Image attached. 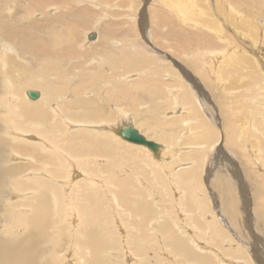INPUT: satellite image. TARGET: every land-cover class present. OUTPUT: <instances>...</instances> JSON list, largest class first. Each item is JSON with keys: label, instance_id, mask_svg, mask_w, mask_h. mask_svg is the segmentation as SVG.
I'll list each match as a JSON object with an SVG mask.
<instances>
[{"label": "bare ground", "instance_id": "1", "mask_svg": "<svg viewBox=\"0 0 264 264\" xmlns=\"http://www.w3.org/2000/svg\"><path fill=\"white\" fill-rule=\"evenodd\" d=\"M28 1L29 4L23 1L27 4L24 5L26 7H23V12L28 13L32 7L37 15L41 14L45 18L41 22L34 21L24 29L19 25L24 19V14L21 15L16 10L19 4H12L13 0H0V69L5 71L3 73L0 70L3 74L0 75V264H264V231L259 227L262 223L259 211H264V192L258 189L257 191L263 193L255 194L256 191L254 198L250 196L254 199L253 204H259L256 209L251 208L246 198L249 193L248 185L238 179V166L228 165L229 156L220 145L218 126L220 121L214 116L211 110L214 109L213 104L200 86L203 79L197 82L194 78L198 68L192 74L184 64V60H190L191 57L199 64L202 72L205 70L203 74L206 77L210 75L209 78L212 79L216 76L220 83V64H216L220 63V57L226 61L227 56L237 51L235 49L226 52V46L221 47L223 48L221 52L219 40L215 39L219 45L214 44L215 41L213 42L211 37L213 32L210 31L212 35L208 33L211 29L197 32L188 29L192 27L191 20L197 22L193 23L194 25L209 23L208 11L202 7L198 8L196 0H61V3L60 0H51L52 2L34 0L35 4L32 0ZM82 1H85V4ZM79 3L83 6H79ZM246 5L247 8L250 7L249 2H246ZM64 7L66 10H62ZM52 9L56 10L53 14ZM194 14L206 15L200 19ZM10 19L13 23L8 22ZM128 23L133 28L128 26ZM210 24L217 30L221 29L214 21ZM62 26L67 28L64 32L61 31L62 35L59 36L58 27ZM135 28L143 32L141 36ZM167 29L171 40L176 41L180 47L187 42L193 45L189 48L191 52L186 53V49L182 52L183 60L177 58L179 55H173L170 50H166L163 43L166 40L162 33H166ZM158 35H162L161 39L158 38L159 42ZM222 35L218 36L220 40ZM98 43L101 44L99 52L102 53L97 60L96 56L87 58L86 63L87 59L84 57L90 56L92 46ZM62 44L65 46H58ZM112 50H115L118 56H115ZM146 50L153 53L155 58L146 55L144 52ZM245 56L238 55V63H242L248 55ZM35 58L40 60L39 62L46 60L47 64L44 63L45 66L40 67L41 63L37 67L38 64L34 63L36 60H33ZM59 58L63 62L59 63ZM153 59L171 63L186 78L187 84L183 80L184 86L187 85L189 88L185 90L187 93L184 97L185 102L177 100L178 92L174 93L181 88H167L165 93H162V98L155 97L158 101L156 103H159L155 105L159 108L162 107L160 104L162 99L165 103L169 101L168 109L161 108L165 112L164 118L158 115L160 109L156 111L157 119L153 118L156 121L147 120V117L143 119L144 123L147 120L150 128L153 126L155 134L161 136L157 139H152V135L141 130L138 121L127 115L128 110L126 112L125 108H129L128 105L124 107L129 101H143L142 95L135 94L136 88L144 89L141 85L144 79L140 83L137 80L142 79L143 75L156 74L157 66L150 64ZM28 60L32 62L30 66L24 64L29 62ZM95 63L100 65L94 70ZM240 66L243 68V64ZM131 74L136 76L130 77ZM88 77L94 79V83L91 79L90 84ZM252 77L254 80L256 76ZM211 79L209 81H212ZM262 79L264 80L263 77ZM91 85L97 88L92 89ZM28 90H36L38 97L30 98L27 95ZM127 99L128 102H122ZM150 99L154 101L151 95ZM188 103L193 105L194 111L192 108V111L185 110L190 107H185ZM104 104L110 107L111 116L104 113L103 110L107 109H104ZM136 105L138 108L139 105ZM206 107H209L208 110L211 112L207 111ZM131 114L133 115L132 112ZM204 114L208 116L209 122L204 119ZM10 115L12 121L8 122ZM15 117L19 119H14ZM127 124L140 129L139 132L147 139L157 142V153L144 144L124 140L117 133V129ZM232 124L233 122L228 126L234 129ZM228 126L221 128L225 130ZM236 133L248 137L246 129ZM182 139V144L191 139H201L185 144L187 149L184 150L187 155L184 153L182 159L186 162L177 161L181 157L178 158L180 150L183 149L178 141ZM228 141L230 142L229 139ZM136 151L137 154L138 152H142L143 156L145 154L144 159H141ZM257 152H251L249 155L257 153L258 156L260 152ZM263 153L256 161L264 169V158L261 157L264 156ZM119 156L134 160L133 167L128 170H126L128 167H123L121 172L117 170L115 174L110 175L96 168L99 167L98 163L109 162L110 159L109 163H118ZM214 165H221L223 169L218 173L222 180V182L219 180L221 182L219 199L215 192L219 191L216 188L218 176L214 177L212 183V174H215L216 168ZM156 169L162 173L163 176L160 175L162 178L158 176ZM203 169H206L205 179L212 183L211 187L215 184V190L209 187L217 213L215 217L212 215L214 211L206 210L207 205L205 207L202 204ZM253 170L256 172L257 167ZM155 171L158 174H155ZM259 171L254 175L261 178L264 170ZM112 175L116 184L110 187L109 178ZM141 175H147L146 178L153 182L157 177L159 178L156 181L164 180L157 185L162 190L164 187L171 189L167 199L170 201L169 205L164 201L161 206L157 193L149 192L153 189L150 188L151 185L143 188L147 190V196L153 199L156 208L152 202L147 201L146 195L141 194L144 181ZM223 182L225 186H222ZM261 182L257 181L262 187ZM57 185L63 188L64 192L69 190L63 197L65 212H62L63 207L60 203L62 197L54 191ZM71 190L72 197L68 195ZM100 190L104 196L108 190L113 191L111 195L113 200L117 201V205L121 202L134 208V213L124 212V216L114 220L117 228L123 229L119 254L111 248L114 242L113 234L103 232L95 219L86 217L87 215L94 217V211L83 205L79 208L75 202L83 195L98 199ZM184 194L187 196L186 200ZM206 197L205 202L208 201ZM261 214L264 217V213ZM127 219L131 220L129 225L123 222ZM64 220L68 221L69 225L65 224ZM218 220L235 238L220 227L223 224L218 223ZM55 222H59V226H54ZM230 237L236 240L235 249H231L233 247H228L230 249L227 250L219 249L210 242L211 239L215 241L220 238V246L221 241H227L233 246L234 240ZM61 239L64 241L61 242ZM109 248L112 250L107 254ZM120 257L121 262H117Z\"/></svg>", "mask_w": 264, "mask_h": 264}, {"label": "rangeland", "instance_id": "2", "mask_svg": "<svg viewBox=\"0 0 264 264\" xmlns=\"http://www.w3.org/2000/svg\"><path fill=\"white\" fill-rule=\"evenodd\" d=\"M14 2L12 3V4H15V3H18L19 4V6L16 8V10H18L19 12H20V14L22 15V14H24V19L22 20V21H20V23H19V25H20V27H22V28H24V29H26V28H28L29 26H30V24L31 23H33L34 21H36V22H41L42 20H44V16H41V14H39V15H37V13H35L34 12V10H32V7L30 8V10H29V12L28 13H26V12H23V9L27 6V4H29L30 2L28 1V0H25V2L27 3H25V2H23L22 0V2L20 1V0H13ZM19 1V2H18ZM45 1H47V2H52V1H54V0H45ZM74 1H76V0H74ZM199 1V2H198ZM209 1V2H208ZM215 1L216 0H196V3L197 4H199L197 7L199 8H203L205 11H208V13H209V16H208V18H209V23H206V24H200V23H198V25H194L193 23H197L196 21H194V20H191L192 22H191V25L190 26H192V27H188V29L191 31V30H193L192 32H197V31H203V30H209V29H211V30H209V32L208 33H210V31H212L213 32V35H212V32L210 33L212 36V39H213V42L215 41V43L214 44H216V45H219L220 44V51L221 52H223L221 49H223V48H225L226 46V52H228V51H231V50H237V51H235L234 53H233V55H230V56H227L226 58H225V60L227 61H224V59H222V57H220V63L218 62L216 65H219L220 64V83H219V80H217L218 78L216 77V76H214V78L212 77V79L211 78H209V77H211L210 75H208L207 77H206V75L205 74H203V72L205 71H201L200 70V68H199V64H197L196 63V61L195 60H193L191 57H190V60H184V64H185V68H187L188 69V71L189 72H191L192 74H194V72H196L195 70L197 69V73H195V79H197L196 81L197 82H199V80L201 81V79H203L201 82H200V86H202V88L204 89V91H205V95L207 96L208 95V99H210V101H211V103L213 104H211L213 107L212 108H214V109H211L213 112H214V116L215 117H217L218 119L217 120H219L220 122H218V126H220V138H219V142H220V145L222 146V147H224L223 148V151H225L227 154H228V156H229V159H228V165H230V166H232V165H234V166H238L237 168V177H238V179L239 180H241L242 181V183L244 182V183H246V185H248L247 187H248V192L249 193H247V195H246V198H247V203H249L248 205H250L251 206V208H255L256 209V207L257 206H259V204L258 205H255V203L253 204V202H254V199H252L251 197H253L254 198V195L255 194H259V193H263L264 192V190H263V188H264V177H262V176H264V174H262V173H258L259 175H261V178L260 177H255V173H257V171H259V169H260V171L259 172H261V170H264L262 167H260L261 165L256 161V158H258L260 155H261V153L262 152H264V151H260V150H263L264 149V147H262V146H264V116H260V115H264V80L262 79V77L264 78V15H263V11H264V0H256V2H255V0L253 1V0H218L217 1V3H215ZM21 2V3H20ZM62 1L60 0V3H61ZM202 2V3H201ZM219 2V3H218ZM246 2H249V4H250V7L248 6V8H247V5H246ZM252 2V3H251ZM253 2H255V3H253ZM32 3H34L35 4V2H34V0H32ZM59 3V4H60ZM72 3V2H71ZM82 3L83 4H85V1H82ZM214 3V4H213ZM239 3V4H238ZM244 3V4H243ZM11 4V5H12ZM62 4H64V3H62ZM73 4H74V2H73ZM202 4H204V5H202ZM209 4V5H208ZM215 4H217V6L215 5ZM262 4V5H261ZM23 5V6H22ZM24 5H26V6H24ZM75 5V4H74ZM79 6L81 5V3H79L78 4ZM81 6H83V5H81ZM220 6V7H219ZM24 7V8H23ZM209 9H208V8ZM259 7V8H258ZM35 8V7H34ZM206 8V9H205ZM237 8H238V10H237ZM259 9V10H258ZM261 9V10H260ZM62 10H66L65 9V7H64V9H62ZM232 10H236L235 12H232ZM52 11V13L51 14H53L56 10H54V9H52L51 10ZM213 11V12H212ZM231 11V12H230ZM255 11V12H254ZM260 11V12H259ZM253 12H254V14H253ZM260 13V14H259ZM19 14V13H18ZM195 15V14H194ZM198 15V14H197ZM197 15H195V16H197ZM206 15V14H205ZM205 15H198L199 16V18L201 19L202 17H204ZM210 16H211V18H210ZM249 16H250V18H249ZM175 17V16H174ZM257 17V18H256ZM262 17V18H261ZM242 18V19H241ZM249 18V19H248ZM223 19H225V20H223ZM253 19H255V21L253 20ZM108 20H106V22H107ZM215 22L218 26H220L219 27V29L220 30H217V29H215L213 26H211V24H210V22L212 23V22ZM8 22L9 23H13V20H8ZM239 22V23H238ZM255 22H258V23H256L255 24ZM237 23L239 24V25H237ZM240 23H242V24H240ZM251 23V24H250ZM129 24V23H128ZM128 24H125V26H127ZM209 24V25H208ZM188 25V24H187ZM200 25V26H199ZM201 25H203L202 27H201ZM205 25H207V26H205ZM247 25V26H246ZM128 26H130L131 28H133V26H131L130 24L128 25ZM199 26V27H198ZM236 26V27H235ZM242 26V27H241ZM261 26V27H260ZM63 27V26H62ZM58 27V31H59V36H61L62 35V32L61 31H63L64 32V30H65V28H67V27ZM208 28V29H206V28ZM212 27V28H211ZM256 27V28H255ZM138 28H139V26H138ZM165 28H166V26H164V30H165ZM167 28H169L168 26H167ZM200 28V29H199ZM203 28V29H202ZM260 28V29H259ZM55 30H56V28H54ZM61 29V30H60ZM136 29V28H135ZM196 29V30H195ZM214 29V30H213ZM224 29V30H223ZM235 29V30H234ZM250 31H249V30ZM163 30V31H164ZM227 30H228V32H227ZM241 30V31H240ZM136 31L139 33L140 32V29H136ZM168 31H169V29H167V32L166 33H162V35H163V38H164V40H166V42H163V43H165V46H166V50H170L169 52H171V53H173V55L175 54V55H179V56H177V58H181V60H183L182 59V57H181V55H182V52H184V50L186 51V53H188V52H191V50H189V48L190 47H192L193 45L191 44V42H187V43H185L183 46H181L180 47V45H178V44H176L177 42L176 41H172L171 39L172 38H170L169 37V34H167L168 33ZM215 31V32H214ZM79 35H81V32H82V30L80 29L79 30ZM238 32V33H237ZM244 32V33H243ZM259 32V33H258ZM143 32H140V34H138V35H140L141 36V34H142ZM146 33H148V31L146 30ZM218 33V34H217ZM223 33H225V34H223ZM50 34V33H49ZM165 34V35H164ZM216 34L218 35V36H221L222 34L224 35H222V37H221V39L222 40H220V38L218 37V36H216ZM230 34V35H229ZM247 34V35H246ZM253 34V35H252ZM162 35H158L157 36V39L158 38H160L161 39V36ZM167 35V36H166ZM251 35V36H250ZM255 35V36H254ZM214 37V38H213ZM215 37H217V38H215ZM263 37V38H262ZM219 38V39H218ZM224 38H225V40H224ZM253 38V39H252ZM170 39V40H169ZM218 41L219 40V44H217L218 42H216V40ZM163 40V39H162ZM226 40H228V41H226ZM252 40V41H251ZM158 42H159V39L157 40ZM157 41H155L156 43H157ZM174 43V44H173ZM221 43H223L222 45H221ZM118 44V43H117ZM227 44V45H226ZM101 44H97L96 46H92V50H90L91 52H89L90 54V56H87V57H84V59L86 58H89V57H95V59L97 60L98 58H99V56H100V54L102 53H100L99 51H101L100 50V48L101 47H99ZM172 45V46H171ZM225 45V46H224ZM59 47L60 46H65L64 44H62V45H58ZM115 46H116V44H115ZM173 47V48H172ZM178 47H180V48H178ZM221 47H223V48H221ZM95 48H98L97 50L95 49ZM175 48V49H174ZM182 48V49H181ZM95 49V50H94ZM243 50V51H242ZM246 50V51H245ZM92 51H94V52H92ZM114 53H115V56H118V53L115 51V50H112ZM147 51V50H146ZM146 51H144L145 52V54L146 55H148V56H153V58H155V56L153 55V53H151L150 51L148 52H146ZM174 51V52H173ZM188 51V52H187ZM143 52V51H142ZM113 53V54H114ZM99 54V55H98ZM117 54V55H116ZM161 54H164L163 52H161ZM226 54H228V53H226ZM234 54H236L235 56H234ZM238 55H240V56H243L244 57V55H248L247 56V58L245 59V60H243L242 61V63L240 62V63H238ZM245 56V57H246ZM249 58H250V60H249ZM85 59V60H86ZM94 59V60H95ZM234 59V60H233ZM31 60V59H30ZM34 61L36 60V61H38V59H33ZM51 60V59H50ZM59 60V63H61V62H63V60H61L60 58L58 59ZM191 60H193V61H191ZM236 60V61H235ZM246 60H249V61H247L246 62ZM251 60H253V61H251ZM29 61V60H28ZM34 62L35 64H38L37 65V67H39V65L41 64V66L40 67H42V65L43 66H45V64L44 63H46V60H41L42 62ZM52 62L54 61V60H51ZM61 61V62H60ZM150 61V60H149ZM234 61H235V63H234ZM88 62V59L86 60V63ZM151 63V66L152 65H155V66H157L156 67V74H154V75H151V74H147V76H144L143 75V77H142V75H140V77H142V79H140V77L138 78V79H140V80H137V82L138 83H140L143 79H144V82H141V85H143L144 86V89L142 88L141 89V87H138V88H136V92H137V94H135L134 92V94L137 96L138 94H140V95H142V98L141 99H143V101H129L128 102V99H127V101L125 100V101H122V102H128V104L126 103L125 105H124V107H126V105H128V107L129 108H125L126 109V112H127V110H128V116H132L133 118H135L136 119V121H138V126L140 127V129L141 130H143L144 132H146L147 134H150V135H152V139H157V138H161V136L157 133V134H155V130L153 129V126L150 128L148 125H147V120H149V119H151L150 121H152V122H154L153 120H155V119H153L154 117L156 118V111H159L161 108L163 109L164 108V110L165 109H168L169 108V101L168 102H164V99H162V101H160V104H162V107L161 108H159V107H157V105H155V104H159V103H156V102H158V101H156L155 100V97H157V98H162V93H165V90L167 89V88H171V87H174V89H176V88H181L180 90L178 89V90H176L174 93L176 94L177 92H178V94H177V100H179L180 101V99L181 100H183V102H185V95L187 94L186 93V89H188L189 90V88H188V86L186 85V86H184L185 84H187L186 83V81H185V79L186 78H184V76L179 72V70L177 69V68H175L174 66H172V64L171 63H169V62H166V61H160V60H154L153 59V61H150ZM188 62V63H187ZM193 62V63H192ZM225 62V63H224ZM252 62V63H251ZM54 63H55V61H54ZM228 63V64H227ZM230 63V64H229ZM245 63V64H244ZM247 63H249V64H247ZM25 65H27V66H30L31 64H32V62H25L24 63ZM47 64V63H46ZM196 64V65H195ZM235 66H237V68L236 67H234L233 65ZM240 64L242 65L243 64V68H242V66H240ZM250 64H252V65H250ZM95 65H96V68H94V70L95 69H98L97 68V66H99L100 64L98 63V64H96L95 63ZM230 65V66H229ZM247 67V68H245V66ZM36 66V65H35ZM58 66H59V64H58ZM93 66V65H92ZM190 66V67H189ZM223 66V67H222ZM232 66H233V68H232ZM251 66V67H250ZM222 67V68H221ZM238 67H241V68H238ZM253 67V68H252ZM229 68V69H228ZM172 69V70H171ZM228 69V70H227ZM233 69H236V70H234L233 71ZM241 69H243V70H245V72L243 73V70H241ZM252 69L253 70H255V71H252ZM1 70V69H0ZM94 70H92V71H94ZM201 72H200V71ZM239 70H241V71H239ZM175 71V72H174ZM225 71H227V72H225ZM1 72H3V73H5V71H2L1 70ZM0 72V75L2 74ZM173 72V73H172ZM249 72V73H248ZM228 73V74H227ZM230 73V74H229ZM232 73V74H231ZM259 73L261 74V76H259ZM42 74V73H41ZM226 74H227V77H226ZM250 74H251V76H253L252 78H254L255 76V78H254V80L253 79H251V76H250ZM255 76H254V75ZM257 74V75H256ZM263 74V75H262ZM3 75V74H2ZM181 75V76H180ZM197 75V76H196ZM203 75V76H202ZM225 75V76H224ZM240 75V76H239ZM132 76H136V75H133V74H131L130 75V77H132ZM163 76L165 77V78H163ZM172 78H171V77ZM200 76V77H199ZM232 76H234L233 78H232ZM239 76V77H238ZM242 76V77H241ZM250 76V77H249ZM1 77V76H0ZM225 77H226V79H225ZM167 78H170V79H167ZM204 78H205V80H204ZM217 78V79H216ZM232 78V79H231ZM261 78V79H260ZM88 79H89V77H88ZM91 79L92 78H90L89 80V82H90V84H91ZM136 79V78H135ZM212 80V81H209V80ZM133 80V79H132ZM174 80V81H173ZM185 81V84H184V81ZM215 80V81H214ZM221 80H222V82H221ZM229 80V81H228ZM0 81H1V78H0ZM72 81V80H71ZM94 81V79H92V83H94L93 82ZM209 83H208V82ZM248 81V82H247ZM183 82V83H182ZM212 82V83H211ZM215 82V83H214ZM218 82V83H217ZM228 82H230V83H228ZM233 82V83H232ZM253 82H254V84H253ZM261 82V83H260ZM202 83V84H201ZM206 83H208L209 85L211 84V85H213L212 87L211 86H209L208 84H206ZM219 85H217V84ZM228 83V84H227ZM248 83V84H247ZM146 84V85H145ZM155 86H154V85ZM222 84V85H221ZM263 84V85H262ZM140 85V86H141ZM159 85V87H157ZM208 85V86H207ZM230 85V86H229ZM234 85V86H233ZM262 85V86H261ZM145 86L147 87V88H145ZM153 86H154V88H153ZM204 86V87H203ZM218 86V87H217ZM232 86V87H231ZM94 88V89H96L97 87L96 86H94V85H91L90 86V88ZM150 89H149V88ZM162 87V88H161ZM183 87V88H182ZM210 87V88H209ZM216 87V88H215ZM228 87V88H227ZM231 87V88H230ZM234 87V88H233ZM236 87V88H235ZM34 88H38V87H34ZM40 88V87H39ZM92 88V89H93ZM158 89V90H160V92L158 91V90H155V89ZM219 88H220V90H219ZM223 88H224V91H223ZM241 88V89H240ZM140 89V90H139ZM171 89H173V88H171ZM247 89H249V90H247ZM186 90V91H185ZM234 90V91H233ZM252 90V91H251ZM135 91V90H134ZM156 91V92H155ZM167 92V91H166ZM263 92V93H262ZM144 93V94H143ZM238 93V94H237ZM242 96H241V95ZM244 94H246L245 96H243ZM147 95H149V97H147ZM150 95H151V97H152V99L154 98V103L151 101V99H150ZM154 96V97H153ZM205 96V97H206ZM236 96V97H235ZM238 96H240V97H238ZM246 96H248V97H246ZM180 97V98H179ZM204 97V96H203ZM156 98V99H157ZM168 98V97H167ZM247 98V99H246ZM169 99V98H168ZM206 99H207V97H206ZM145 100V101H144ZM173 100V99H172ZM224 100V101H223ZM242 100V101H241ZM201 101H203V99H201ZM102 102V101H101ZM204 102H205V99H204ZM119 103V102H118ZM129 103H130V105H129ZM206 103V102H205ZM1 104V103H0ZM133 104H135V106L133 105ZM136 104H138L139 106H138V108H137V105ZM153 104V105H152ZM191 103H188V104H186L187 106H185V107H188V106H190V107H188V108H185V110L187 109V110H190L191 108L193 109V111H194V107H193V105L191 106L190 105ZM242 104V105H241ZM244 104V105H243ZM105 105V107H104V109L105 108H107L106 110H103L104 111V113L105 114H112L111 113V109H110V107L108 106V105H106V104H104ZM133 105V106H132ZM149 105H150V107H149ZM241 105V106H240ZM262 105V106H261ZM131 106V107H130ZM144 106V107H143ZM164 106V107H163ZM200 107H201V103H200V105H199ZM155 107V108H154ZM149 108V109H148ZM154 108V109H153ZM235 108H239L238 110L237 109H235ZM129 109H131L130 111H129ZM160 110L161 112L158 114L160 117H162V118H164L165 117V112H164V110ZM192 109H191V111H192ZM209 109V107H206V110L207 111H209L208 110ZM260 109V110H259ZM150 110V111H149ZM152 110V111H151ZM186 110V111H187ZM237 110V111H236ZM169 111V110H168ZM130 112V113H129ZM131 112L133 113V115L131 114ZM209 112H211V111H209ZM238 112V113H237ZM205 113V112H204ZM215 113H216V115H215ZM235 114V115H234ZM111 116V115H110ZM149 116V117H148ZM150 116H151V118H150ZM238 116V117H237ZM244 116V117H243ZM260 116V117H259ZM12 116L10 115V119L8 120V122H10V120L12 121V118H11ZM148 119H147V118ZM208 117V116H207ZM206 116H205V114H204V119L206 118V120H207V122H209V120H208V118H207ZM240 118V119H239ZM14 119H19V118H17V117H15ZM143 119H147L146 121H145V123H144V121H143ZM157 119V118H156ZM134 120V119H133ZM133 120H131V121H133ZM163 120V119H162ZM224 120H226V122L227 123H224L225 121ZM235 120V121H234ZM14 121V120H13ZM156 121V120H155ZM233 122V126H234V129H232L230 126H228L229 124H231V122ZM228 122H230V123H228ZM144 123V124H143ZM142 124V125H141ZM197 124H198V122H197ZM200 124H201V122H200ZM235 124H237V125H235ZM261 124V125H260ZM156 125H157V123H156ZM155 125V126H156ZM154 126V127H155ZM221 126H223V129H224V126L226 127V126H228L225 130H222V128H221ZM238 126V127H237ZM198 129L200 130V126L198 125ZM155 128H157V127H155ZM229 128H231V129H229ZM138 129V128H137ZM140 129H139V131H140ZM198 129H196L195 128V130L196 131H198L199 132V130ZM236 129V130H235ZM242 129H246V133H247V135H248V137H245V136H242L240 133H236L237 131L239 132V131H242ZM234 132V134H233V132ZM224 131H226V133L224 132ZM231 131V133H229ZM141 132V131H140ZM258 132V133H257ZM260 132V133H259ZM73 133V132H72ZM196 133V132H195ZM195 133H193V134H195ZM253 133V134H252ZM262 133V134H261ZM141 134H143V133H141ZM226 134V135H225ZM255 134V135H254ZM228 135H230L229 137H231V138H229L228 137ZM227 136V137H226ZM227 139H226V138ZM259 137V138H258ZM261 137V138H260ZM182 138V137H181ZM180 138V139H181ZM238 138V139H237ZM179 139V140H180ZM228 139L230 140V142L228 141ZM259 139H260V142H259ZM261 139H263V140H261ZM125 140V139H124ZM199 140V139H198ZM198 140H193V139H191V140H189L188 142H186V143H184V144H182L181 142L183 141V139L181 140V141H178V144H179V146L180 147H182L183 149H181L180 150V153H179V155H178V158L180 157V159H178L177 161H184V162H186V160H183L184 159V153H185V151L186 150H184V149H187V147H186V145L185 144H187V143H189L190 141H198ZM201 140V139H200ZM199 140V141H200ZM121 141V140H120ZM127 141V140H126ZM237 141V142H236ZM255 141V142H254ZM122 143H124L123 141H121ZM226 142H227V144H226ZM240 142V143H239ZM181 143V144H180ZM234 143V144H233ZM257 144V146H256V144ZM177 144V145H178ZM190 144V143H189ZM237 144V146H235ZM241 144V145H240ZM252 144V145H251ZM255 144V145H254ZM260 144H262L261 146H258V145H260ZM174 145V144H173ZM176 145V146H177ZM188 145V144H187ZM233 145V146H232ZM239 145V146H238ZM243 145V146H242ZM246 147H245V146ZM225 146H226V148H225ZM231 146V147H230ZM254 146V147H253ZM174 147H175V145H174ZM179 147V148H180ZM236 147V148H235ZM249 147H252V149L253 148H255V147H257L256 149H253V151H252V149H250ZM260 147V148H259ZM263 149H262V148ZM175 148H177V147H175ZM238 148V149H237ZM241 151H240V150ZM260 149V150H259ZM228 150V151H227ZM233 150V151H232ZM255 150H257V151H259L260 153H259V155L257 156V151H255ZM231 151V152H230ZM246 151H247V153H248V155H247V153H246ZM251 152H257V153H252V154H254V155H256V156H254V155H249V153L251 154ZM182 153V154H181ZM233 153V154H232ZM136 154H137V151H136ZM243 154V155H242ZM264 154V153H263ZM137 155H139L140 156V158L141 159H144V156H145V154H144V156H143V153L141 152H138V154ZM183 155V156H182ZM187 154L185 153V156H186ZM220 155V154H219ZM244 155H246V156H244ZM237 156V157H236ZM251 156V157H250ZM254 156V157H253ZM182 157H183V159H182ZM231 157V158H230ZM261 157H263L264 158V156H261ZM254 158V159H253ZM119 159H120V161L118 162V163H109L110 161H111V159L109 160V162L108 161H105V162H103V163H101V164H97L99 167H96V168H100V170L101 171H104V173H106L107 175H110V174H115L116 172H117V170L118 171H120L121 172V170L122 169H124L123 167H128V168H126V170H128L129 168H132L133 167V162H134V160L132 161V159H130V158H128V157H124V156H119ZM239 159V160H238ZM253 159V160H252ZM190 160V159H189ZM233 160V161H232ZM245 160V161H244ZM249 160V161H248ZM251 160H252V163H251ZM255 160V161H254ZM264 160V159H263ZM107 162V163H106ZM250 162V163H249ZM231 163V164H230ZM238 163V164H237ZM253 163H255V164H253ZM218 164V163H217ZM253 164V165H252ZM140 165V164H139ZM191 165V164H190ZM214 166H216V168H215V174L213 173L212 175H213V181H212V183L214 182V177L216 178L217 176H218V173H220V171L221 170H223L222 168H221V165H219V166H217V165H214ZM195 167V166H194ZM222 167H224V166H222ZM241 167V168H240ZM256 167H257V170H256V172L253 170V169H256ZM220 168V169H219ZM253 168V169H252ZM259 168V169H258ZM152 169V168H151ZM251 169V170H250ZM147 170L149 171V168H147ZM157 170V169H156ZM125 171V170H124ZM253 171V172H252ZM94 172V171H93ZM159 174H158V173ZM157 172L155 171V174H158V176L160 177V178H162L161 176H163L162 175V173L160 174V172H159V170H157ZM95 173V172H94ZM124 173H127V172H124ZM242 174V175H241ZM122 175V174H121ZM161 175V176H160ZM215 175V176H214ZM141 176H143V175H141ZM165 176V175H164ZM202 176H203V178H202V182L204 183H202L203 184V186H202V204L206 207V205H207V207H206V210L207 209H209L210 211H214V213H212V215H214V217L217 215V213H216V211H215V209H214V206H213V202H212V198H211V189H213L214 188V190L216 189V188H218V190L219 191H215L216 192V195L218 196V199H219V196H220V185H221V182H222V180H221V176L219 175L218 177H217V179H216V184H217V187L215 188V184H214V186H212L211 187V185H212V183H210L209 181H207L205 178H206V169H203V171H202ZM241 176V177H240ZM112 177H113V175L112 176H110V187H112L113 185H115L116 184V182H114L113 181V179H112ZM147 177V175H145V176H143V180L146 182V183H144V181H143V184H142V186H141V194L142 195H146L145 197L147 198V201H149V202H152L153 201V199H151V198H149L147 195H148V192H147V190L145 189V188H143V186H145V187H149V185H151V187L150 188H153L151 191H149V192H156L157 193V195H158V197L159 198H157L158 200H159V203L161 204V206L163 205L162 204V202H164V203H166V204H168L169 205V200H167L168 199V193L170 194V191H171V189L169 190V188H167V187H164V190H162V189H159L158 188V185L157 184H159V182H163V181H161V180H159V181H156V179L157 178H159V177H157V178H155V183L153 182V180H151V179H147L146 178ZM150 177V176H149ZM103 178V177H102ZM146 178V179H145ZM242 178H243V180H242ZM257 178H259V180L257 179ZM107 179V178H106ZM260 179H262V181L263 182H261V180ZM148 180V181H147ZM204 180V181H203ZM206 180V181H205ZM218 180V181H217ZM221 182H220V181ZM259 181V183L261 182V183H263L262 184V187H261V184H259V183H257V181ZM249 181V182H248ZM149 182V183H148ZM208 182V183H207ZM206 183V184H205ZM210 183V184H209ZM220 183V184H219ZM257 183V184H256ZM167 185H168V183H166ZM258 184H259V187H257L256 188V186H258ZM165 185V184H164ZM224 185V182H223V184H222V186ZM160 186V185H159ZM225 186V185H224ZM244 186V185H243ZM211 189H210V188ZM157 188V189H156ZM204 188V189H203ZM262 188V189H261ZM258 189H260V190H262L263 192H260V191H257ZM54 191H55V193L56 194H58L60 197H62V201H60V203L62 204V207H63V210H62V212H65L66 211V206H65V200L63 199V197L65 196V194H67V192L69 191H67V192H64V189L62 188L61 189V187L59 186V185H57V187L56 188H54ZM163 192V194H162V192ZM257 191V192H256ZM256 192V193H255ZM114 192L113 191H111V190H108V192H107V194H106V196H104L103 195V193H102V190H100V195H99V198L98 199H96L95 197H88L87 195H83V196H79L78 198H77V200L75 201L76 203H77V205L79 206V208H80V206H87L91 211H94V217L92 216V215H87L86 217L87 218H91V219H95L98 223H99V226H100V228H101V230L103 231V232H110V233H112L113 234V236H114V242H113V246L111 247L112 249H114L115 251L114 252H116V253H118L119 254V251H120V243H121V236H122V234H123V229H122V227H120V228H117L118 226L116 225V223L114 222V220L116 219V218H118V217H122V216H124V212H132V213H134V208L131 206V205H129V204H124V203H119L118 205H117V201H115V200H113V198H112V195L111 194H113ZM115 193H117V192H115ZM206 193V194H205ZM255 193V194H254ZM165 194H166V196H165ZM186 195H187V193H185ZM184 194V196H186ZM248 194H250L249 196H248ZM69 196H73V190H71L70 192H69V194H68ZM204 195H208L207 197L206 196H204ZM117 196V195H116ZM165 196V197H164ZM251 196V197H250ZM154 197H155V195H154ZM157 197V196H156ZM204 197H206L207 199H208V201H206V202H208V203H206L205 202V198ZM210 197V198H209ZM187 199V196L185 197V200ZM151 200V201H150ZM253 201V202H252ZM172 202V201H171ZM219 202V201H218ZM153 203V202H152ZM60 206V205H59ZM122 208H121V207ZM153 206L155 207V205H154V203H153ZM254 206V207H253ZM156 208V207H155ZM185 209H187V205H185ZM203 209V208H202ZM212 209V210H211ZM259 209V208H258ZM175 210V208H173L172 209V211H174ZM79 211H80V209H79ZM209 211V212H210ZM179 212V211H178ZM208 213V212H207ZM206 213V214H207ZM211 213H209V215L211 214ZM257 213H258V211H257ZM259 213H260V218H261V225L259 224V227H261L260 229H263V231H264V228H262V226L264 227V217L262 216L263 214H261V213H264V211L262 212H260L259 211ZM61 215L63 214V213H60ZM178 214H180V213H178ZM182 214V213H181ZM209 215H208V217H209ZM175 217V216H174ZM240 217H243L242 215H240ZM177 218V217H176ZM210 218V217H209ZM221 218V217H220ZM66 223L65 224H68V221H66V220H64ZM130 219H127V220H124L123 222L125 223V225H129V223H130ZM83 222V221H82ZM56 224L54 225V226H59V222H55ZM79 222H77V224H78ZM218 223H220L219 222V220H218ZM220 224H223L222 222L220 223ZM69 225V224H68ZM225 225L223 224V225H220V227H223V229H226V231H228L227 233L228 234H230L231 235V232L228 230V228L226 227H224ZM258 227V228H259ZM233 238H235L234 237V235H231ZM232 237H230L232 240H234L233 242H232V240H230L232 243H234L233 244V246H231L230 244L231 243H227V241H221V246L219 245L220 244V238H218V240H216L215 239V241L213 240V239H211L210 240V242L211 243H214V245H215V247L217 246V247H219V249L220 248H222V249H230V248H228V247H233V248H231V249H235V243H236V240L235 239H233ZM112 239V238H111ZM224 240V239H223ZM64 240H62L61 239V242H63ZM213 241V242H212ZM162 242V244H163V240L161 241ZM219 242V243H218ZM157 244H159L158 242H157ZM217 244V245H216ZM224 244V245H223ZM228 245V246H227ZM223 247H225V248H223ZM111 248H109L108 250H107V254H109V252H111ZM151 252H148V254H150ZM110 258H111V256H110ZM120 260H118L117 262H121V257L119 258Z\"/></svg>", "mask_w": 264, "mask_h": 264}, {"label": "water", "instance_id": "3", "mask_svg": "<svg viewBox=\"0 0 264 264\" xmlns=\"http://www.w3.org/2000/svg\"><path fill=\"white\" fill-rule=\"evenodd\" d=\"M27 95L30 98H37L38 92L36 90H28ZM117 133L125 140H128L133 143H137V144H144L148 146L154 153H157L158 143L153 140L147 139L133 125L127 124V125L121 126L117 129Z\"/></svg>", "mask_w": 264, "mask_h": 264}]
</instances>
